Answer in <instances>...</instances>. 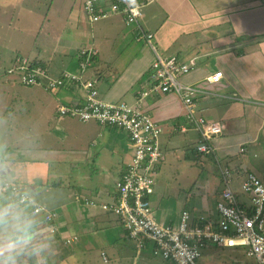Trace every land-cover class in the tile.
<instances>
[{
    "label": "crops",
    "instance_id": "1",
    "mask_svg": "<svg viewBox=\"0 0 264 264\" xmlns=\"http://www.w3.org/2000/svg\"><path fill=\"white\" fill-rule=\"evenodd\" d=\"M139 1L143 4L139 25L143 31L153 34L151 45L139 39L140 28L136 27L134 23L127 24L123 15L105 19L108 21L98 29L91 27V34L88 37H83L78 29H69L58 20L55 23L50 22L49 29L57 39V45L53 48V52L55 53L56 49L63 44L67 49L62 54L64 67H59L61 60L59 62L52 60L50 49L46 45L32 50L26 48V56L31 55L32 59L49 63L51 69L48 70L55 75L65 68L78 73V50L84 44H89L97 50V57L89 70L85 71V76L96 77V87L102 99L109 102L128 101L129 104H134L139 93L151 86V63L156 55L161 58L175 57L179 64L189 66L188 71L179 76L178 80L184 85L196 87L194 103L197 112L222 126L221 134L213 139V146L220 156L218 157L222 160L223 152L227 151L226 147L233 144L223 142L214 144V141L222 135L226 136L235 132V128H240L236 134L241 141L238 143L241 147L243 142L252 144L257 142L260 139L259 135L263 136L264 134V0ZM151 20L154 23H151ZM117 21H121L127 28L108 39L105 32L114 27ZM42 24L41 20L37 26L36 38L31 41V44L41 34L45 35ZM95 30H98L97 34L94 33ZM74 42L82 43V46L74 48ZM69 50L73 53L76 51V53L71 54L68 52ZM18 55L23 56V54ZM165 55L170 56L166 57ZM12 59L10 58L9 61ZM11 61L2 69V75ZM218 70L222 71L221 79L215 83L208 82L206 77ZM6 77L8 80L17 81L11 76ZM36 87L38 89L32 93L36 95L37 99L22 101L32 104L38 102V106L48 112L47 115L43 114L44 124L37 129L21 130L22 138L18 135V131L14 133L16 127H10L9 139L11 136L12 139H15L18 150L16 154L9 152L5 155L9 156V161L6 164L13 166L14 171L23 170L26 177L30 176L25 181L20 178L21 182H25L26 187L33 188L32 182L38 173L39 176L35 182L37 188L34 187V190L45 206L43 210L54 211L56 214L49 224L42 217H35L32 214L35 219L33 218L29 223L34 227L35 224L44 221L43 226L38 229L40 233L33 234L31 231L29 233L32 236L41 234L45 238L49 236L50 240L56 242L55 245L57 243L60 245L59 252H57L54 244L43 243V246H49L52 252L51 257L41 254L43 263L66 264L72 256L69 254V250L74 253H72L73 258L76 257V253L95 248L91 243L92 238L95 245L102 249L100 255L105 260L108 259L107 247H111L118 254H126L124 250L126 247L119 240L120 237H123L130 245H134L133 264H137L139 259L145 258L147 260L145 263L154 264L149 258L152 246L148 248L149 252L139 251L141 248H138L128 236L119 219L101 208L102 203L112 201L115 183L132 155L131 142L127 133L121 129L115 130L113 127L100 126L96 122H81L69 117L60 118L56 112L57 105L81 100L84 91L80 87L67 85L54 89L53 95L40 86ZM142 109L151 115L153 120L162 123L163 131H166L168 139L169 135L175 132L188 134L190 131H194L185 123L183 104L175 93L149 94V97L142 101ZM7 111L9 109L0 112V136L2 137V121L6 119L4 115ZM236 115L241 118V122L235 123ZM9 116L13 117L14 115L10 114ZM23 124H20V128H25ZM229 124L231 127L233 126L231 130L227 128ZM182 127L186 130L182 131ZM226 130H229L228 134L225 133ZM30 132H33V136L29 135ZM35 133L54 143L42 150V153H39L41 151L37 152V145L40 142L36 140ZM23 139H27L28 142ZM56 139L61 143L66 140L75 142L76 147L72 149L71 146H67L66 150H63L65 148L56 143ZM198 140L199 136L194 144ZM30 141H32L31 144H29ZM4 142H6L5 139ZM2 146L0 142V147ZM192 150L194 151V146H192ZM253 156L255 157L256 153ZM162 160L156 168V176L158 171L161 172ZM2 165L4 163L0 162V173L3 171ZM199 169L203 173L202 179L204 180L198 182L200 201H194L191 206H189L188 198L184 201L177 199V205L174 203L171 205V203L162 200L164 195L157 187L155 177L153 193L149 196V200L154 203L150 202L152 207L160 210L159 221L164 222L166 219L169 221L168 223L173 224L178 217L180 218L179 215L183 210L189 213L193 223L202 222L205 219H218L216 204L220 200L223 183L220 181L219 173L214 172L212 175L210 171L207 172V168L204 166H199ZM231 169L234 177L232 188L237 194L238 202L248 206L249 197L240 191L239 182L247 172L251 171L248 170V167L242 168L241 165ZM13 170L6 171L12 172ZM32 177L34 180H30ZM199 177L200 175L197 178ZM215 179L218 180V183ZM40 186H44L45 189ZM208 189H216L219 193L218 197H216L218 193L208 197L206 195ZM41 191L46 196L42 195ZM239 192L244 194L248 201L240 200ZM58 197L60 200L57 199ZM73 197L78 202L76 206L69 204V198ZM159 199L160 202H158ZM6 201L0 193V208L6 205ZM58 205L61 208H57ZM63 206L67 207L66 211L63 210ZM153 210L154 216L156 211L154 208ZM24 212H27V215L31 213L30 207L17 204L14 213L25 216ZM9 222V225L3 230L5 237L15 234L14 226L23 225L19 219H12ZM119 228L122 229V233L119 232ZM84 236L90 237L85 248L82 247L80 241ZM33 240L30 244H34ZM145 247L147 248V246ZM40 248L37 250L40 251ZM25 249L27 247L23 250ZM81 249L83 250L81 251ZM128 250L130 253L131 250L129 248ZM21 254L20 251L18 256ZM75 260L78 259L75 258ZM18 261L21 259L17 257V263L20 264ZM84 264L86 263L84 262Z\"/></svg>",
    "mask_w": 264,
    "mask_h": 264
},
{
    "label": "built area",
    "instance_id": "2",
    "mask_svg": "<svg viewBox=\"0 0 264 264\" xmlns=\"http://www.w3.org/2000/svg\"><path fill=\"white\" fill-rule=\"evenodd\" d=\"M142 6L139 0H84V9L91 20L105 17L110 11L118 12L127 24L134 23L140 28L139 39L151 45L153 34L143 31L139 25ZM94 50L83 48L78 52V56L87 54L79 65L78 73L64 70L62 77L52 78L48 75L47 67L21 55L14 58L4 73L7 76L15 75L25 86H40L46 91L76 85L84 91L81 101L59 103L57 109L60 116L77 118L82 122L92 120L100 126L118 127L128 132L132 140L133 156L115 183L116 193L112 201L102 203L101 208L119 219L138 247L147 239L152 243V252L174 264H197L202 249L211 244L230 248L244 247L246 254L253 257L257 264H264V173L261 176L253 172L245 174L240 189L248 195L249 205L240 204L232 188V171L220 165L215 148L209 143L211 138L221 134L222 126L196 114L193 101L196 87L184 85L178 80L179 76L188 71L189 66L179 64L175 57L161 58L156 55L151 63V86L139 93L134 104L122 100L109 102L99 95L97 79L85 76ZM221 76L222 71L218 70L208 75L206 80L215 83ZM155 91L175 93L181 98L187 121L192 122L191 127L200 136L196 150L217 160L215 165L223 183L220 200L216 204L218 219L193 223L189 213L183 210L175 226L157 221L152 214L149 196L153 193L156 165L163 159L159 144L162 127L142 109V101ZM181 130L185 131V128ZM16 201L30 207L32 213L41 210L23 193L16 195ZM54 216L55 213L47 212L41 217L48 223Z\"/></svg>",
    "mask_w": 264,
    "mask_h": 264
},
{
    "label": "rangeland",
    "instance_id": "3",
    "mask_svg": "<svg viewBox=\"0 0 264 264\" xmlns=\"http://www.w3.org/2000/svg\"><path fill=\"white\" fill-rule=\"evenodd\" d=\"M144 10L146 11V8ZM148 14L149 12L147 13V15ZM115 15L117 16L122 14L118 12L110 11L108 12V15L105 17H100L96 20H91L84 9V0H0V53H2V55H0V112L9 109V111H7L4 115V118L6 119L4 120L2 119L3 137L0 136V142L3 145L2 147H0V162L4 163V165L1 166L3 171L0 173V193L3 195L4 199L7 200L6 205H4L3 209L9 210L11 213V215L6 218L7 221H11L12 219L13 220L19 219L23 225L29 226L28 231L33 232V234L38 232V229L43 226L44 221L42 223L35 224L34 227L30 226L29 223L34 218L32 217V214L35 217H39V216L41 217L42 214L49 212L43 210L45 209V206L43 205V202L40 200L38 193L35 192L34 190V187L37 188V184L35 182L39 175L38 173L37 175H35V180L34 177L30 178V180H34L32 182L33 188L30 186L26 187L24 181L27 180V178H29L30 176L26 177L24 175L23 170L14 171L13 166H11L10 164H6V162L9 161L8 158L9 156L6 157L5 154L9 152L16 154V151L18 150L15 145L16 144L15 139H12V136L9 139L8 131L10 127H16L14 133L18 131V135L21 137V130H26L27 128L37 129L40 126H42L45 120L43 119L44 117L43 114L47 115L48 112L47 111L45 112V109L39 107L38 102H34L32 104L30 102L22 101L24 99L28 101H34L37 99L36 95L32 93L34 90L38 89L36 86H25L21 84L15 75L11 77L13 79H16L17 81L14 82L8 80L6 77L7 75L4 72L3 75L1 74L2 69L9 64V62L11 61V60L9 61V59L13 58L10 63L11 65L14 58L18 54H23V56L25 55L24 57L29 56V55L26 56L27 54L26 53L27 50L25 51L26 48L32 50L33 48H38L43 45H46L50 49L49 53L54 62H59L61 60L59 67L63 68L65 63H64V56L62 57V54L67 49L63 44L56 49L55 53L53 52V48L56 47L57 45V39L52 35V33H50L51 29H49V23L50 22L55 23L59 20L60 22L64 23L69 29L76 28L78 29L79 33L81 32V35L83 37H88L91 34V27H96V29H98L100 26L104 24V22L108 21L105 19L107 18L112 19L114 18ZM41 20L43 21L42 25H43V32H45V35L41 34L40 37L37 40H35L34 43L31 44V41H33V39L36 38L35 34L37 33L38 30L37 26L39 25ZM151 23H154L153 20H151ZM124 28L125 27L123 26L121 21H117L114 27L108 29L105 32V36L108 39H111ZM97 31L98 30H95L94 33L97 34ZM79 46H82V43H78V42L73 43L74 48ZM83 46L84 48H93L89 44H84ZM94 51H95L94 54L95 56L97 50ZM68 52L71 54L76 53V51L73 53L71 50H69ZM165 56L168 57L170 55H165ZM27 58L32 59L31 55ZM32 60H36V59H32ZM51 64L53 63L51 62ZM50 73L51 75L53 74V72L51 71ZM47 92L51 93L52 95L54 93L53 89H51V91L48 90ZM41 109H42V113L40 111ZM56 112L58 114L57 107H56ZM10 114H13L14 116L10 117L9 116ZM58 116L60 118L62 117L59 114ZM63 117H67V116H63ZM235 119H236L235 123H239L242 121L241 118H239L237 115L235 116ZM35 122L37 123L35 124ZM89 122H94V121L90 120ZM22 123H24L23 125L25 126V128H20V124L22 125ZM189 127L193 129L191 126ZM227 128L231 130L233 126L231 127V125L229 124L227 125ZM113 129L123 130L122 128H118V127H113ZM235 129L236 131L231 132V134H228L229 130H226L225 133L228 135L226 136L222 135L220 138H218V140L214 141V144H216L217 142L219 143L223 142L225 144H233L231 146L226 147L227 151L223 152L222 160L219 158L220 165L227 166L231 171H232L231 169L232 167L234 168L237 165H241L242 168L248 167V170H250L251 172L253 171L254 173L257 174H261V173L263 174L264 173V140H263L264 134L263 136L259 135L260 139L257 142H254L253 144L250 142H243L241 147L238 144L241 141L238 137V134H236L238 133L240 128H235ZM194 131H190L188 134L175 132L174 134L169 135L170 136L169 139L166 138V131H163V134L160 135L161 137L159 136V144L163 151V160L161 163L162 164L161 172L159 173L158 171V174L156 176L157 184H158L157 187L160 188V191L164 195V198L162 200L171 203V205H173V203L177 205L178 204L177 199L184 201L185 199L188 198L189 206H191L194 201L195 202L200 201L199 200L200 191L198 189V182L200 180L201 181L204 180L202 179L203 173L200 171L199 166L206 167L207 172L210 171L212 175H214V172L216 174L219 173V169L215 165V162L217 160H215L212 156L208 157L203 154H196L192 150V146H194V142L198 137L197 132ZM29 135L33 136V132H30ZM35 135H36V140L40 142L37 145V149H36L37 152L41 151L39 153H42V150L47 149L50 144L54 143L51 140H46L40 134L35 133ZM218 136L219 135L214 136L209 140V143L212 146H213V139ZM4 139L6 142H4ZM23 141L28 142L27 139H23ZM55 142L58 143L63 148H65L63 150H66L67 146L69 147L71 146L72 149L76 147L75 142H70L69 140L63 141L61 143L56 139ZM31 143L32 141L29 142V144ZM83 144L86 145L87 143H83ZM240 148H243V151H240ZM215 152L217 153L216 149ZM254 153H256L255 157L253 156ZM217 155L219 156V154ZM8 169H12L13 171L7 172L6 170ZM2 175L3 177H1ZM15 175L18 176L15 178L14 177ZM199 175L200 177L197 178ZM20 178H22L24 181L21 182ZM232 179L234 180L233 174H232ZM215 181L216 183H218L217 179H215ZM241 181L239 182V189H240ZM40 187L45 189L44 186H40ZM155 190L157 191L156 187ZM19 192L26 195L27 198L32 203L34 204L37 203V205L41 209L40 212L39 213L31 212L28 215L26 214L27 212H24L25 216L14 213V210L16 209L18 204L16 203L17 201H15L16 195ZM33 193L35 194L33 195ZM115 193H116V189L114 188V194ZM214 193H218V191L216 189H208L206 191V195L208 197H212ZM242 193L239 192V199L242 201L243 200L248 201V199H246L244 195L245 193L244 194ZM41 194L45 195L44 192H42ZM218 195L219 193L216 195V197H218ZM57 199L60 200V197H58ZM158 202H160V199ZM104 203H108V202H104ZM69 204L76 206L78 202L73 197V198H69ZM151 204H154L153 201L151 202ZM57 208H61V207L58 205ZM153 208L156 211L154 216L156 220L159 221L160 210L153 206L152 207L153 214H154ZM63 210L66 211L67 207L63 206ZM51 212L55 213L54 211ZM63 215L64 217H66V214L64 212ZM178 221H179V217L178 219H176V221L173 224L176 226L178 224ZM50 222H48V224ZM159 222L168 223L169 221L165 219L164 222L163 221H159ZM119 232L122 233L121 228H119ZM89 239H90L89 236L88 237L84 236L81 238L80 241L83 248H85ZM32 240L34 244L28 245L27 249L21 250L22 254L20 256H17L19 259H21V261H18L20 262V264H27L29 262L30 263L35 262L34 264L37 263L44 264L42 261V256H43L41 255L42 253L45 254L44 256L51 257L52 255L51 248L49 246L48 247L43 246L44 245L43 243L48 242L53 245L54 243H56L55 241L50 240L49 236L45 238L43 235L41 236V234L39 236L38 235L32 236ZM119 240L120 242H123V245L126 247L124 248L126 254L124 253L118 254L111 247H107L106 252L108 259L105 260L100 255L102 249H100L97 245H95L92 238L91 243H93L95 248L89 251H82L83 249H81L83 253L82 252L76 253L77 255L75 254L76 257H73L74 259L72 258L74 253L71 250H69L70 252L69 254H71L72 256L70 259L68 260L66 259L67 260L66 264H84V262L86 264H133L134 256H135L134 245L133 244L130 245L125 238L123 239V237H120ZM129 240L132 241L131 239ZM57 244L56 245L54 244L55 245L54 247L56 248L57 252H59L60 245ZM36 246L38 248L41 247L40 251L37 250L38 248ZM146 246L147 248L143 247L139 251H141L142 253L149 252L148 248L152 246V243L148 242ZM128 248L131 250L130 253ZM75 258H77L78 260H75ZM149 258L152 259L154 264H174L169 260L163 259L160 255L155 254L154 252L151 253V256ZM145 262H147L146 258L143 260L139 259L137 261V264H148ZM197 264H257V263L253 257L248 256L246 254V249L244 247L230 248V247H223V246L211 244L202 249L201 256L200 258L197 259Z\"/></svg>",
    "mask_w": 264,
    "mask_h": 264
},
{
    "label": "clouds",
    "instance_id": "4",
    "mask_svg": "<svg viewBox=\"0 0 264 264\" xmlns=\"http://www.w3.org/2000/svg\"><path fill=\"white\" fill-rule=\"evenodd\" d=\"M199 140L194 144V151L195 153L206 156L207 154L196 150V145ZM10 215L9 210L0 208V264H17V256L20 254V251L27 247L32 240V235L28 231V225L14 226L15 234H10L5 237L3 230L10 223L6 219Z\"/></svg>",
    "mask_w": 264,
    "mask_h": 264
},
{
    "label": "trees",
    "instance_id": "5",
    "mask_svg": "<svg viewBox=\"0 0 264 264\" xmlns=\"http://www.w3.org/2000/svg\"><path fill=\"white\" fill-rule=\"evenodd\" d=\"M84 48V46L83 47H80L79 48V50H78V52H80V50L81 49H83ZM94 56V55H93ZM93 56L91 57L90 56V65H88L87 66V71L89 70V68H90V66H92V64H94V62H95V59H96V57H97V54L94 56V58H93ZM86 57H87V54H84V55H82V56H77V58H78V60H77V67H78V71H79V65L81 64V62L82 61H84L85 59H86ZM37 63H40L42 66H45V67H47L48 69H51L50 68V64L49 63H47V62H44V61H42V60H35ZM63 71H64V69H63ZM65 71H68L67 70V68H65ZM81 71V70H80ZM71 72V71H70ZM72 73H74V72H72ZM62 74V72L60 71V72H58L56 75L55 74H53V75H51V73H50V70H48V75L50 76V77H52V76H54V77H57V76H60ZM60 77H62V75L60 76ZM53 78V77H52ZM96 78V77H95ZM62 87H65V86H62ZM62 87H60V88H62ZM153 93H157V94H165V93H163V92H161V91H155V92H153ZM152 93H150V95H151ZM148 97H149V95H148ZM180 98V97H179ZM181 99V98H180ZM79 101H81V100H79ZM78 101V102H79ZM182 101V100H181ZM193 101H195V98L193 99ZM183 104V103H182ZM183 109H184V105H183ZM195 109H196V114L198 115V116H201V117H203V118H205V119H207L206 117H204L203 115H201V114H199L198 112H197V108H196V105H195ZM184 112H185V110H184ZM148 114V113H147ZM149 115V114H148ZM150 117H151V119L153 120V118H152V116L151 115H149ZM184 120H185V123L188 125V126H191V125H193L192 124V122H190V121H187V117L185 116V113H184ZM207 120H209V119H207ZM157 125H159V126H161L162 127V123L161 122H156L155 120H153ZM177 129V128H176ZM178 130H180V127H178ZM123 131H125V130H123ZM162 131H163V127H162ZM125 133H127L126 135L128 136V138H129V140H130V142L132 141L131 140V137H130V135L128 134V132L127 131H125ZM131 147H132V144H131ZM131 156H133V149H132V155ZM206 156H208V157H211V155H209V154H207ZM158 165L159 164H157L156 165V168H158ZM155 177L156 176H154V181H155ZM12 189V188H11ZM120 222V221H119ZM120 224H122L121 222H120ZM129 236V235H128ZM130 237V236H129ZM131 238V237H130ZM132 239V238H131ZM135 243H136V241L134 240V239H132ZM148 242H150V241H148L147 239H144L143 241H142V246L141 247H138V248H142V247H144V248H146L145 246V244H147ZM151 243V242H150ZM136 245H137V243H136ZM152 251V250H151Z\"/></svg>",
    "mask_w": 264,
    "mask_h": 264
}]
</instances>
